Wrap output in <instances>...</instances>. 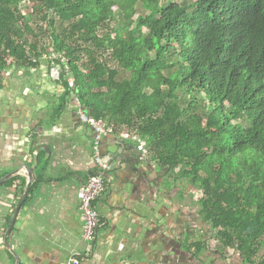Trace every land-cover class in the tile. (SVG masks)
I'll return each instance as SVG.
<instances>
[{"label":"trees","instance_id":"trees-1","mask_svg":"<svg viewBox=\"0 0 264 264\" xmlns=\"http://www.w3.org/2000/svg\"><path fill=\"white\" fill-rule=\"evenodd\" d=\"M44 59L66 88L55 116L74 94L147 141L159 171L202 192L218 249L264 264V0H0V89ZM4 186L18 206L26 179Z\"/></svg>","mask_w":264,"mask_h":264},{"label":"crops","instance_id":"crops-1","mask_svg":"<svg viewBox=\"0 0 264 264\" xmlns=\"http://www.w3.org/2000/svg\"><path fill=\"white\" fill-rule=\"evenodd\" d=\"M60 74L49 61L38 69L12 68L0 89V176L38 159L36 189L11 234L20 264H259L233 250L218 252L211 228L187 203V184L165 180L147 141L140 139V149L125 134L102 138L106 192L96 202L102 222L90 249L79 191L95 167V129L82 120L74 94L55 116L66 93ZM42 146L51 152L38 151ZM17 204L16 189L1 185L0 264H16L5 236Z\"/></svg>","mask_w":264,"mask_h":264},{"label":"built area","instance_id":"built-area-1","mask_svg":"<svg viewBox=\"0 0 264 264\" xmlns=\"http://www.w3.org/2000/svg\"><path fill=\"white\" fill-rule=\"evenodd\" d=\"M56 55L53 54V58ZM73 84V81H71ZM80 116L82 120L93 125L95 129V137L93 142V153L95 157V167L91 171L90 176L86 182H84L79 191V197L81 199V208L84 212L86 225L83 229V236L90 243V249L93 247V243L96 239L100 223L102 222V214L96 204L97 200L105 194L106 179L105 169L108 164L105 162L102 151L101 142L104 136L112 134V129L107 128L104 124L99 123L95 117L89 115L85 111H81ZM130 136L129 134H125ZM135 140L141 142L139 148H143V141L137 136H132ZM69 264H74V259H71Z\"/></svg>","mask_w":264,"mask_h":264},{"label":"water","instance_id":"water-1","mask_svg":"<svg viewBox=\"0 0 264 264\" xmlns=\"http://www.w3.org/2000/svg\"><path fill=\"white\" fill-rule=\"evenodd\" d=\"M74 91H76V89H74ZM41 150H45L48 153L51 152V149L49 146H42V147L38 148V151H41ZM37 167H38V159L36 156H34V163L32 166H30L28 164H24V165L20 166L19 168H17L16 170L9 172L0 178V185H4V183H6L10 179H12L16 176H19V175L20 176L23 175V177L27 178L24 196H23L20 204L18 205V207L15 210L12 222H11L10 227L8 228L6 236H5V248H6L7 252H9L15 258L16 264H20V258L18 256V254L16 253V251L14 250V248L11 246V234H12L13 228L15 227V225L17 223L20 211H21L24 203L27 201L28 197L30 196V192H31L32 188L34 187L33 186L34 183L39 180V178L36 174Z\"/></svg>","mask_w":264,"mask_h":264},{"label":"rangeland","instance_id":"rangeland-1","mask_svg":"<svg viewBox=\"0 0 264 264\" xmlns=\"http://www.w3.org/2000/svg\"><path fill=\"white\" fill-rule=\"evenodd\" d=\"M175 1L177 3H182L183 1L189 2L190 0H175ZM47 61L48 60L44 59L43 64L46 65ZM0 187H1V185H0ZM187 194H188L187 198L189 199V201L187 203L189 205H191L193 210H196L195 215L198 214V216H199L200 207L196 204H197V201H199V199H201L203 197L202 192L199 191L198 189L193 188V187H188V193Z\"/></svg>","mask_w":264,"mask_h":264},{"label":"flooded vegetation","instance_id":"flooded-vegetation-1","mask_svg":"<svg viewBox=\"0 0 264 264\" xmlns=\"http://www.w3.org/2000/svg\"><path fill=\"white\" fill-rule=\"evenodd\" d=\"M166 172H164V174H165ZM167 174V175H166ZM165 174V176L163 177L165 180H168V181H172V177L170 178V176L168 175V173H166ZM158 175H160V176H158V178L156 179V182H161L162 180H164V179H162V175L161 174H158ZM173 182V181H172ZM215 243H216V241H215ZM217 245V243L215 244V246ZM217 247V246H216ZM217 250H218V252H221V250L220 249H218V247H217Z\"/></svg>","mask_w":264,"mask_h":264}]
</instances>
